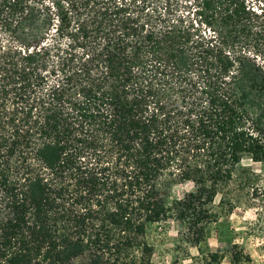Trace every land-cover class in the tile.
I'll list each match as a JSON object with an SVG mask.
<instances>
[{
    "label": "trees",
    "instance_id": "trees-1",
    "mask_svg": "<svg viewBox=\"0 0 264 264\" xmlns=\"http://www.w3.org/2000/svg\"><path fill=\"white\" fill-rule=\"evenodd\" d=\"M179 6L0 0V264H153L171 217L198 248L264 162V0Z\"/></svg>",
    "mask_w": 264,
    "mask_h": 264
},
{
    "label": "rangeland",
    "instance_id": "rangeland-1",
    "mask_svg": "<svg viewBox=\"0 0 264 264\" xmlns=\"http://www.w3.org/2000/svg\"><path fill=\"white\" fill-rule=\"evenodd\" d=\"M183 10L186 0H176ZM192 182L174 184L168 200L183 196ZM223 199V201H220ZM214 208L218 219L199 247L184 245L179 237V224L174 218L151 224L147 240L153 246V264H209L203 258L209 252L224 254L222 263H229L233 244L249 256L245 264H264V162L242 158L228 185L217 194Z\"/></svg>",
    "mask_w": 264,
    "mask_h": 264
}]
</instances>
